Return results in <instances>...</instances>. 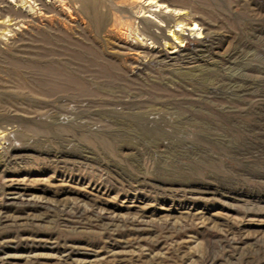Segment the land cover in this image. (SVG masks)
Segmentation results:
<instances>
[{"label": "rangeland", "instance_id": "rangeland-1", "mask_svg": "<svg viewBox=\"0 0 264 264\" xmlns=\"http://www.w3.org/2000/svg\"><path fill=\"white\" fill-rule=\"evenodd\" d=\"M163 1L0 0V264H264V0Z\"/></svg>", "mask_w": 264, "mask_h": 264}, {"label": "bare ground", "instance_id": "bare-ground-1", "mask_svg": "<svg viewBox=\"0 0 264 264\" xmlns=\"http://www.w3.org/2000/svg\"><path fill=\"white\" fill-rule=\"evenodd\" d=\"M145 1V0H144ZM147 1H149V3H150V5L152 4H154V5H156L155 7H162V8H166V9H171V8H173V7H181V3L180 2H172V3H170L169 1H157V0H147ZM180 1V0H179ZM121 3H123V2H121ZM183 4H184V2H183ZM139 5V4H138ZM186 5V4H185ZM124 6V5H123ZM173 6V7H172ZM152 7H154V6H152ZM184 7V6H183ZM125 9V8H124ZM180 9V8H179ZM183 9V8H182ZM142 10H143V8H142ZM172 10H174V11H178V9L177 8H174V9H172ZM100 14H101V12L99 11V10H97ZM96 11V12H97ZM97 12V13H98ZM148 13H150V12H148ZM103 15V14H102ZM152 15H154V14H152ZM101 17V16H100ZM97 18H99V17H97ZM95 19H96V17H95ZM99 21V20H98ZM126 28V27H125ZM149 28V27H148ZM144 32H145V29L143 30ZM146 31H147V29H146ZM149 33V32H148Z\"/></svg>", "mask_w": 264, "mask_h": 264}]
</instances>
